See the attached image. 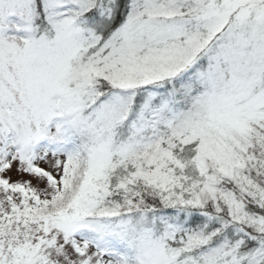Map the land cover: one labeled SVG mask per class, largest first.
Returning <instances> with one entry per match:
<instances>
[{
  "label": "snow or ice",
  "instance_id": "1",
  "mask_svg": "<svg viewBox=\"0 0 264 264\" xmlns=\"http://www.w3.org/2000/svg\"><path fill=\"white\" fill-rule=\"evenodd\" d=\"M0 264H264V0H0Z\"/></svg>",
  "mask_w": 264,
  "mask_h": 264
}]
</instances>
